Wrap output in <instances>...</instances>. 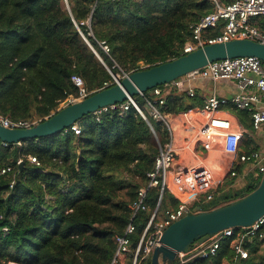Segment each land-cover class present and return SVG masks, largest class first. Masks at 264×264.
Returning a JSON list of instances; mask_svg holds the SVG:
<instances>
[{
    "label": "trees",
    "instance_id": "1",
    "mask_svg": "<svg viewBox=\"0 0 264 264\" xmlns=\"http://www.w3.org/2000/svg\"><path fill=\"white\" fill-rule=\"evenodd\" d=\"M211 11L206 0H0V115L42 122L67 98L78 97L72 76L83 80L90 96L104 84L114 85L111 74L177 59L191 40V26ZM87 20L89 26L81 24ZM219 33L209 30L205 36ZM157 89L170 115L202 108L201 98L186 99L172 84ZM152 98V90L132 98L146 119L118 104L74 123L78 135L68 129L20 144L0 141V264L111 263L115 237L131 220L129 206L168 141L163 124L145 112L146 99ZM231 112L252 131L246 111ZM255 149L248 139L241 151ZM6 168L10 172L1 174ZM259 181L250 176L241 191L215 196L201 211L242 198ZM160 197L161 206L168 200L176 205L168 193L148 189L149 213L133 219L132 248ZM233 238L222 241L216 256L184 264H236ZM243 246L248 257L239 264H264L257 247L245 240ZM139 264H150V258Z\"/></svg>",
    "mask_w": 264,
    "mask_h": 264
},
{
    "label": "built area",
    "instance_id": "2",
    "mask_svg": "<svg viewBox=\"0 0 264 264\" xmlns=\"http://www.w3.org/2000/svg\"><path fill=\"white\" fill-rule=\"evenodd\" d=\"M206 1L211 5L212 11L203 16L197 24L191 26V40L184 44L183 55L207 44L225 43L237 39L252 40L264 45V0H235L232 3H222L220 0ZM81 24L89 26V21ZM216 29L220 30L219 35L213 38L205 36L209 30ZM99 46L104 54H109V48L103 42L99 43ZM139 69H145L143 64H140ZM127 75L111 74L113 84L115 85ZM181 79L185 81L201 79L212 83L221 80L231 81L235 84L237 93L228 99L212 94L203 99L202 108L170 115L163 111L165 101L161 97V90L157 88L152 90L153 98L146 99L145 112L149 117L163 124L167 131L168 141L159 149L154 159V168L146 175V186L139 189L136 200L129 206L131 220L123 234L115 237L117 247L110 264H126L128 260L130 264H139L150 258L153 249L158 246L159 239L168 226L184 216L193 214L195 209H200V206L193 208L194 204L199 203L200 196H204V202L213 200L215 186L213 172L207 166H193L185 163L184 159L178 157L180 151L186 155L194 153L199 147L205 152H211L214 147H220L231 165L233 162H237L246 166L244 176L257 179L264 174V148L253 150L248 154L240 153L242 133L218 132L214 125L215 121L210 119V116L222 109L246 111L250 116L253 132L264 138V63L256 57L226 59L209 63ZM181 79L172 83L178 89L183 87L184 81ZM71 82L78 90V97L67 98L64 105L88 97L80 77L72 76ZM107 87L108 84H104L102 89ZM187 96L193 98L196 94L192 89H188ZM129 106H132L146 119L133 100L120 104L119 109L124 111ZM108 108L114 109L115 105L104 108L96 114L107 111ZM191 112H195L197 116L206 114L208 119L202 122L201 119H193L190 115ZM174 122H178L177 125H174ZM34 124L36 123L12 121L0 115V126L7 129H26ZM176 126L182 127L186 133H189L183 137L179 146L176 143ZM70 130L78 135L80 127L73 125ZM7 172H10V168L1 170V174ZM229 175L237 177L234 167L229 170ZM150 188H157L160 196L164 192L168 193L178 201V204L174 208H162L160 197L158 204L143 226L140 239L132 248L130 236L135 232L133 219L141 212L149 213L145 201ZM263 226L264 215L249 227L223 230L211 236L204 243L195 244L187 252L178 254L177 262L184 264L196 258L214 257L222 241L231 237H234L230 244L235 254L234 261L247 259L248 253L243 248V240L263 241L264 234L261 233Z\"/></svg>",
    "mask_w": 264,
    "mask_h": 264
},
{
    "label": "water",
    "instance_id": "3",
    "mask_svg": "<svg viewBox=\"0 0 264 264\" xmlns=\"http://www.w3.org/2000/svg\"><path fill=\"white\" fill-rule=\"evenodd\" d=\"M238 57H256L264 63V45L246 39L207 44L181 57L121 78L115 85L87 98L64 105L42 122L26 129L0 126V141L20 144L65 132L76 122L100 110L123 104L137 95L174 83L209 63ZM264 215V174L253 191L227 205L210 211L199 208L168 226L150 256V264H176L177 256L193 245L202 244L211 236L230 228H246ZM236 264H239L237 262Z\"/></svg>",
    "mask_w": 264,
    "mask_h": 264
},
{
    "label": "crops",
    "instance_id": "4",
    "mask_svg": "<svg viewBox=\"0 0 264 264\" xmlns=\"http://www.w3.org/2000/svg\"><path fill=\"white\" fill-rule=\"evenodd\" d=\"M231 0H223L222 2L227 3ZM182 80V79H181ZM184 81L183 83V87L181 89L176 88V86L174 84H172V86L179 92V93H183L187 98H189L187 96V90L188 89H192L195 94L196 97L201 98L202 100L212 94L217 95L220 98H230L231 96H233L234 94L237 93V88L235 86V84L233 82H229V81H217L216 83H212L210 81L207 80H201V79H195V80H190V81ZM190 110H198V109H190ZM188 110V111H190ZM232 110L229 109H222L220 111H218L217 113H215L213 116H210L211 121L214 120L215 121V127L218 129V132H237V133H242V140L240 142V153H243L241 150L244 149V144L246 142V140L250 139L251 141V147H255L256 149L259 148H264V138L259 135L256 134L252 131H248L247 129H245L243 126H241L237 120V118L232 114L231 112ZM186 112V111H183ZM191 118L193 119H201V122L203 120H207L208 119V115L206 114H202V116H197L195 112H191L190 113ZM202 117V118H201ZM222 120V121H221ZM178 123V122H177ZM176 122H174V125H177ZM221 123V124H219ZM175 134H176V140H177V144L178 146L181 145L182 143V139L183 137L189 133H186L182 127L180 126H176L175 127ZM255 149V150H256ZM220 150V148H219ZM222 156H224L226 159L222 160V159H217V161L214 162V164H209V162H207L210 159V154L211 152H205L203 151L200 147L196 148V151L194 153H190V154H183L182 151L179 152V156L180 159H184L185 163L189 164V165H193V166H207L214 175V179H215V186H214V197L218 196L224 192L227 191H231L236 192V191H241L247 181L248 178L250 179V176H244L243 174L245 173V169L246 166L243 164H238L237 162H233V164L231 165L228 161H227V157L222 153V151L220 150ZM198 159L200 162H197ZM208 163V164H205ZM209 165V166H208ZM210 165L212 166V169L210 167ZM234 167V170L237 171V177H230L229 175V170L231 168ZM172 197V196H171ZM204 196H200L199 197V203L194 204L193 208H197L198 206H200V209L204 206H206L209 202H204L203 201ZM172 199H174L172 197ZM176 201V205L178 204V201L176 199H174ZM212 201V200H211ZM210 201V202H211ZM176 205L174 206L172 204V202H168L166 201V203L162 206V208H174L176 207ZM246 242H248L249 244H251L253 247V245L255 243H259L261 244L260 247L258 248V254L264 252V240L259 242L257 240L254 239H245ZM243 248L245 249V247L243 246ZM247 251V249H245ZM248 253V251H247ZM237 263V262H236ZM223 264H231L227 261H223Z\"/></svg>",
    "mask_w": 264,
    "mask_h": 264
},
{
    "label": "rangeland",
    "instance_id": "5",
    "mask_svg": "<svg viewBox=\"0 0 264 264\" xmlns=\"http://www.w3.org/2000/svg\"><path fill=\"white\" fill-rule=\"evenodd\" d=\"M64 103L61 104L60 108L63 107ZM220 147H214L213 150L211 151V154H210V159L207 161L209 162V164H214L215 161H217V159H222V160H225L226 158L224 156H222L220 150H219ZM198 160V159H196ZM197 162H200L199 160ZM205 164H208V163H205ZM209 166V165H208ZM211 169H212V166L210 165ZM168 202H170V200H168ZM261 244L259 243H255L253 245V248L254 247H260ZM264 254V252L261 253L260 251V254L259 255H262ZM129 263V260L126 262V264ZM10 264H14V263H10Z\"/></svg>",
    "mask_w": 264,
    "mask_h": 264
},
{
    "label": "bare ground",
    "instance_id": "6",
    "mask_svg": "<svg viewBox=\"0 0 264 264\" xmlns=\"http://www.w3.org/2000/svg\"><path fill=\"white\" fill-rule=\"evenodd\" d=\"M78 102V101H77ZM74 103V102H73ZM68 105V104H67ZM222 121V120H221ZM70 129V128H69Z\"/></svg>",
    "mask_w": 264,
    "mask_h": 264
}]
</instances>
